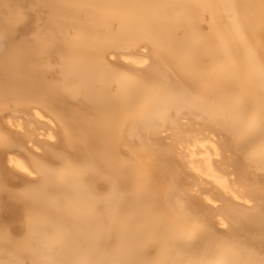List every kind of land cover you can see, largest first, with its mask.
<instances>
[{
	"label": "bare ground",
	"instance_id": "obj_1",
	"mask_svg": "<svg viewBox=\"0 0 264 264\" xmlns=\"http://www.w3.org/2000/svg\"><path fill=\"white\" fill-rule=\"evenodd\" d=\"M0 264H264V0H0Z\"/></svg>",
	"mask_w": 264,
	"mask_h": 264
}]
</instances>
